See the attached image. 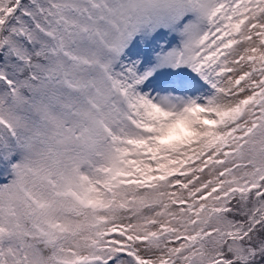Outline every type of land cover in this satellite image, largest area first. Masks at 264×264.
<instances>
[{
    "label": "snow or ice",
    "instance_id": "1",
    "mask_svg": "<svg viewBox=\"0 0 264 264\" xmlns=\"http://www.w3.org/2000/svg\"><path fill=\"white\" fill-rule=\"evenodd\" d=\"M0 264H264V0H0Z\"/></svg>",
    "mask_w": 264,
    "mask_h": 264
}]
</instances>
